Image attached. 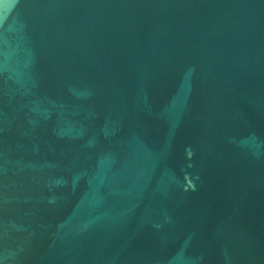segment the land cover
Masks as SVG:
<instances>
[{"label": "water", "instance_id": "1", "mask_svg": "<svg viewBox=\"0 0 264 264\" xmlns=\"http://www.w3.org/2000/svg\"><path fill=\"white\" fill-rule=\"evenodd\" d=\"M0 264H264V0H0Z\"/></svg>", "mask_w": 264, "mask_h": 264}]
</instances>
